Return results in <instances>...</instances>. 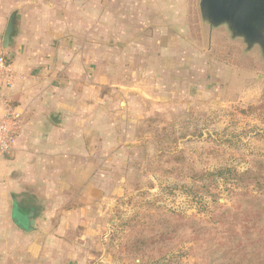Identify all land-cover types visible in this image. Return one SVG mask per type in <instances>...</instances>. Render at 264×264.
Here are the masks:
<instances>
[{"label": "crops", "instance_id": "crops-1", "mask_svg": "<svg viewBox=\"0 0 264 264\" xmlns=\"http://www.w3.org/2000/svg\"><path fill=\"white\" fill-rule=\"evenodd\" d=\"M192 7L188 0H0V55L14 76L6 96L23 115L13 154L0 152V204L9 189L13 235L26 246L14 263L105 262L117 201L140 154L134 120L162 105L148 98L142 77L155 74L158 88L163 75L193 65ZM199 24L212 44L216 32H229Z\"/></svg>", "mask_w": 264, "mask_h": 264}, {"label": "rangeland", "instance_id": "rangeland-1", "mask_svg": "<svg viewBox=\"0 0 264 264\" xmlns=\"http://www.w3.org/2000/svg\"><path fill=\"white\" fill-rule=\"evenodd\" d=\"M188 1L194 9L187 43L195 52L193 65L181 75H163L159 89L155 74L142 77L150 88L148 98L162 105L154 112L147 107L133 119L132 140L140 154L129 176V192L117 201L103 264L141 263L126 257L127 240L137 230L148 235L164 217L179 220L174 227L179 234L143 264H203V257L191 251L200 243L188 234L190 219L209 223L222 206L235 207L248 181L241 175L264 161L263 54L257 46L248 50L225 30L216 32L212 44L199 24L201 0ZM260 182L264 191V176ZM258 189L248 187L253 195ZM2 201L0 264H10L24 257L26 246L13 235L9 189L2 190Z\"/></svg>", "mask_w": 264, "mask_h": 264}, {"label": "trees", "instance_id": "trees-1", "mask_svg": "<svg viewBox=\"0 0 264 264\" xmlns=\"http://www.w3.org/2000/svg\"><path fill=\"white\" fill-rule=\"evenodd\" d=\"M263 167L264 161L258 160L256 168L241 175L248 181L245 191L235 200V207L222 206L209 223L190 219L188 234H194L193 240L200 243L199 248L191 251L203 257V264H264V191L260 185ZM251 185H257L258 194L248 190ZM178 221L160 218L157 228L148 231V235L145 229L133 231L126 243V257L134 261L141 259L138 264H143L150 254V258H155L158 248H167L179 234V229L174 228Z\"/></svg>", "mask_w": 264, "mask_h": 264}, {"label": "water", "instance_id": "water-1", "mask_svg": "<svg viewBox=\"0 0 264 264\" xmlns=\"http://www.w3.org/2000/svg\"><path fill=\"white\" fill-rule=\"evenodd\" d=\"M199 8L203 22L211 28L227 27L233 39H242L248 50L259 47L264 57V0H201ZM13 26L14 21H11L7 40ZM15 221L22 227L17 219ZM34 224L31 220L30 225Z\"/></svg>", "mask_w": 264, "mask_h": 264}, {"label": "built area", "instance_id": "built-area-1", "mask_svg": "<svg viewBox=\"0 0 264 264\" xmlns=\"http://www.w3.org/2000/svg\"><path fill=\"white\" fill-rule=\"evenodd\" d=\"M14 76L7 58L0 55V98L3 103V114L0 118V152L9 157L13 154L14 145L23 128V115L11 104L6 90L13 85Z\"/></svg>", "mask_w": 264, "mask_h": 264}]
</instances>
